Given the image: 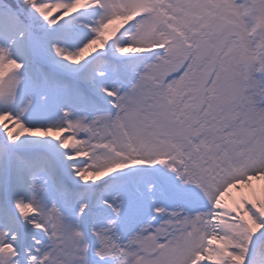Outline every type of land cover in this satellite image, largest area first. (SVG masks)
<instances>
[{
	"label": "snow or ice",
	"instance_id": "1",
	"mask_svg": "<svg viewBox=\"0 0 264 264\" xmlns=\"http://www.w3.org/2000/svg\"><path fill=\"white\" fill-rule=\"evenodd\" d=\"M254 181L264 0H0V264H264ZM178 187L191 206L161 204Z\"/></svg>",
	"mask_w": 264,
	"mask_h": 264
},
{
	"label": "rangeland",
	"instance_id": "2",
	"mask_svg": "<svg viewBox=\"0 0 264 264\" xmlns=\"http://www.w3.org/2000/svg\"><path fill=\"white\" fill-rule=\"evenodd\" d=\"M21 2L23 3V0H21ZM241 2H243V0H237V3H241ZM131 18H132L131 16H116L110 22V24L106 27L105 33H104V38L107 39L109 35L114 34V30L116 27H118L122 23H126L127 20H129ZM97 19H98V16L95 15L91 10H88V11H85V12L81 13L80 15H78L74 20L70 21V23L73 25V27L77 30V34H78V41H77L76 46H81L88 39H90L92 35H94V33H92L90 31V28L88 27V25L89 24L94 25ZM174 23H178V22H174ZM226 27H227V23L225 22L224 28H222L220 31L223 32ZM169 31H175L178 37L180 36V32H184L185 36L189 35L188 31L183 27L168 28L163 24L158 25L156 27L157 34H159L161 32H169ZM150 47H151V45H149L146 48H133L132 50L133 51H147V50H149ZM110 53H111V45L109 46V48L103 50V52L100 55L103 56L104 54H110ZM91 62L92 61H90V63ZM128 62L137 64L138 65V71H142L144 64L151 62V61L147 60L146 57L143 55H138L135 58H129ZM191 71H195V70L191 69V68L185 69V72H191ZM209 73H210V76L214 78V73L212 72L211 69H209ZM168 74H170V73L169 72L161 73L162 82L167 79ZM168 83H172V82L168 81ZM126 86H127L126 82L124 85H121V87H126ZM209 86H211L210 83H209ZM186 92L190 93L191 89L186 90ZM109 100H111V98H109ZM103 107L106 110L112 109V105L110 103H107V102L103 103ZM157 169L158 170L156 172V175L158 176V178H160L162 180H167L169 183L172 182L171 177L173 176V174L170 171H168L163 166H157ZM241 188H242L243 192L234 188L236 190V193L233 194V196L239 197L241 194L250 192V190L248 189L247 186L242 185ZM188 192H189V189H187L185 187H178L175 189V193H176L175 198L172 200H161V204L168 206V207H174L175 205H183L185 208H188L191 206L190 199L186 195ZM194 199H195V207L193 208V211H196V210L208 211L211 208V205L207 201V199L202 198V197H196ZM227 200H229V202H230L229 197ZM35 231H39V230H35Z\"/></svg>",
	"mask_w": 264,
	"mask_h": 264
},
{
	"label": "bare ground",
	"instance_id": "3",
	"mask_svg": "<svg viewBox=\"0 0 264 264\" xmlns=\"http://www.w3.org/2000/svg\"><path fill=\"white\" fill-rule=\"evenodd\" d=\"M254 184H255L257 187H259V186H261V185H264V181H254ZM235 193H236V190L233 189V190H232V195L235 194ZM225 199L227 200L228 197H225Z\"/></svg>",
	"mask_w": 264,
	"mask_h": 264
}]
</instances>
